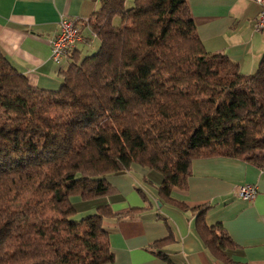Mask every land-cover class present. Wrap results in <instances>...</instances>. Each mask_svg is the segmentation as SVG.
Wrapping results in <instances>:
<instances>
[{"label":"trees","instance_id":"obj_1","mask_svg":"<svg viewBox=\"0 0 264 264\" xmlns=\"http://www.w3.org/2000/svg\"><path fill=\"white\" fill-rule=\"evenodd\" d=\"M87 25L98 48L73 53L55 91L0 52V264H113L102 221L139 209L100 205L76 222L71 198L106 196V178L132 165L157 171L159 203L186 211L171 192L186 187L192 160L264 164V55L244 75L208 53L188 0H101ZM190 210L210 254L237 264L220 226L205 224L208 206Z\"/></svg>","mask_w":264,"mask_h":264},{"label":"crops","instance_id":"obj_2","mask_svg":"<svg viewBox=\"0 0 264 264\" xmlns=\"http://www.w3.org/2000/svg\"><path fill=\"white\" fill-rule=\"evenodd\" d=\"M101 0H0V52L28 83L55 91L73 53L95 52L99 42L87 25ZM133 0H126L130 5ZM200 41L208 53H222L244 75L253 74L264 55V33L254 31L260 6L252 0H188ZM76 22L80 40L58 63L50 58L49 42L59 32V20ZM110 191L92 201L91 211L109 205L114 212L139 209L120 220L104 219L113 264H226L215 259L199 238L196 213L208 206L204 221L220 226L232 246L225 257L237 264H264V164L254 166L230 157L192 160L186 187L171 195L188 208L160 204L162 178L155 170L132 165L106 178ZM255 187L256 196L243 201L237 189ZM168 240L162 247L155 242ZM164 258V259H163Z\"/></svg>","mask_w":264,"mask_h":264},{"label":"built area","instance_id":"obj_3","mask_svg":"<svg viewBox=\"0 0 264 264\" xmlns=\"http://www.w3.org/2000/svg\"><path fill=\"white\" fill-rule=\"evenodd\" d=\"M260 6L255 20L254 31L264 33V0H252ZM59 32L49 42L50 58L58 63L68 52L72 51L77 41L80 40V33L75 21L63 16L58 23ZM237 196L243 201H251L256 196V189L250 185H243L237 189Z\"/></svg>","mask_w":264,"mask_h":264},{"label":"rangeland","instance_id":"obj_4","mask_svg":"<svg viewBox=\"0 0 264 264\" xmlns=\"http://www.w3.org/2000/svg\"><path fill=\"white\" fill-rule=\"evenodd\" d=\"M71 202L73 203V206L76 211L75 215L72 217V220L78 222L85 216L93 213L91 211L92 201L91 202H80L77 198H71Z\"/></svg>","mask_w":264,"mask_h":264}]
</instances>
